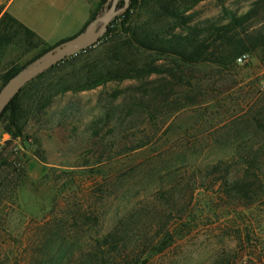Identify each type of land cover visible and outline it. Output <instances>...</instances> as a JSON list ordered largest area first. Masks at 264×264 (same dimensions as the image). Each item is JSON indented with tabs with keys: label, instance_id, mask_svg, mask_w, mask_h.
I'll list each match as a JSON object with an SVG mask.
<instances>
[{
	"label": "rangeland",
	"instance_id": "obj_1",
	"mask_svg": "<svg viewBox=\"0 0 264 264\" xmlns=\"http://www.w3.org/2000/svg\"><path fill=\"white\" fill-rule=\"evenodd\" d=\"M251 1L183 0L180 10L183 15L190 14L192 21H200L215 16L221 3L241 12L250 7ZM9 2L0 0V15ZM98 2L13 0L8 12L52 46L79 32L82 16L89 8L94 10ZM123 11L109 24L111 33L82 53L90 58L103 53L106 58L95 68L82 67L80 59L69 61L47 68L24 88L20 93L25 111L20 135L11 136L4 130L7 114L0 120V152L12 161V166L0 165V180L7 171L15 169L7 173L6 177L12 180L7 191L0 195V264H43L51 260L56 264L62 236L66 254L61 264L80 262L90 249L91 234L105 233L119 216L158 187L157 174L148 177L150 170L142 171L132 179L116 183L117 190L110 195L112 200L109 199L111 205H108L102 174L95 175V167L91 166L94 157L91 153L98 147L92 145L90 138L92 121L109 113L108 124L118 122L122 115L117 107L127 104L132 95L175 81L170 76L150 74L83 87L87 79L108 70L125 75L131 66H141L145 61L143 55L117 46L128 36L125 28L136 18L144 17L139 7L131 9L127 19ZM102 12L98 10L97 14ZM152 21L158 26L178 29L181 20L164 16L158 6ZM37 52L34 49L21 53L19 47L10 44L0 61V76L11 63L19 67L32 64L30 60ZM190 71L198 79H191L188 86L189 97L184 100L188 105L178 110L167 108L125 115L126 121L138 124L125 134L133 139L166 133L171 138L181 136L179 151L187 152L202 168L206 162L232 154L236 149L237 129L253 123L252 117L258 113V116L264 114V65L254 54H249L246 62L238 63L233 69L201 65ZM174 85L177 90L184 89L177 82ZM42 93L45 96L40 98ZM174 98L172 95L168 102ZM42 102H45L43 108ZM201 117L207 122L200 120ZM210 119L213 125L209 126ZM107 127L104 125L103 130ZM246 130L249 134L261 133V129L255 132L254 126ZM120 135L118 130L114 131L115 137ZM113 149L117 150L118 145ZM161 166L164 163L157 168ZM21 168L25 169V177L18 174ZM183 175L190 176L191 170ZM231 203L218 184L197 190L192 202L191 231L154 257L150 264H211L219 257L229 259L232 264H264V197L249 208L233 207ZM97 206L100 207L97 224L84 225L78 231L71 228L76 209L85 211ZM60 219H67V223L58 230L55 223Z\"/></svg>",
	"mask_w": 264,
	"mask_h": 264
},
{
	"label": "trees",
	"instance_id": "obj_2",
	"mask_svg": "<svg viewBox=\"0 0 264 264\" xmlns=\"http://www.w3.org/2000/svg\"><path fill=\"white\" fill-rule=\"evenodd\" d=\"M106 1L99 0L80 30L98 15V10L103 11L108 7L105 6ZM197 1L194 0V3ZM182 2L183 0H170L167 3H161V0H129L127 10L122 12L124 18L127 19L130 10H135L137 7L141 9L143 13L140 14L144 17L136 18L125 28L128 36L122 43H117V46L136 55H143L145 61L141 66H131L125 75L117 70H108L105 74L87 79L83 84L84 88H90L111 79L150 74L165 75L175 79L174 82L168 81L141 95H132L127 104L117 107L118 114L122 115L118 122L109 125V113H106L104 118L100 117L92 121L89 127L90 138L92 145L98 147L91 153L94 156L91 166L95 167V175L102 174V187L106 186L104 192L107 193L105 199L108 205H111L110 195L117 190L116 183L132 179L142 171L150 170L148 177L157 174L155 180L158 182V187L146 199L137 201L125 214L119 216L105 233L91 234L89 251L84 260L75 264H150L154 257L163 254L177 239L183 238L191 231L192 202L195 192L199 189L212 188L218 184L221 193L230 199L233 207L249 208L264 197L263 113L261 116H258L259 113L253 116V123H246L237 129L234 139L236 149L232 154L206 162L202 168L187 152L179 151L182 145L181 136L171 138L166 133L153 137L143 135L133 139L125 134V131L138 125L136 122L126 121L127 115H135L147 110L159 112L167 108L178 110L188 105V102H184L189 97L188 86L191 85V79H198L191 73L192 67L202 65L222 70L233 69L238 66L237 58L242 54H254L264 65V0H252L250 7L241 12L221 3L220 10L215 16L200 21H192L190 14H182L180 10ZM123 3L124 1L120 0L119 6ZM156 6H159L164 16L171 15L181 20L178 29L158 26L152 21L157 10ZM120 15L112 18L109 24L111 25ZM110 33L111 26H108L104 37ZM10 44L19 47L21 53L38 49L30 62L51 47L34 30L5 10L0 15V61ZM88 50L89 48H85L75 54H69L51 68L80 59L83 63L82 67L90 70L106 58L103 53L95 54L92 58L88 54L83 57L82 53ZM159 60L162 61L157 63ZM26 65L28 64L19 67L11 63L0 76V88ZM31 82L32 80L21 88L0 114V120L7 114L4 130L11 136H18L21 133L25 111L21 104L20 93ZM175 82L179 86H184V89L177 90ZM172 95H175V98L170 103L168 99ZM44 96L45 94L42 93L40 98ZM44 105L45 102L40 103L41 108ZM201 118L200 120L207 122L206 118ZM211 123L212 119L208 125H213ZM104 125L108 126L105 130H103ZM250 126H254L255 132L261 129V133L249 134L246 129ZM115 130L121 134L120 138L114 136ZM115 145H118L117 150L113 149ZM160 163H164V166L157 168ZM0 165L12 166V161L1 152ZM14 170L7 173L11 174ZM161 170L164 172L160 173ZM189 170L191 175L185 177L183 174ZM18 174L25 177V169H19ZM6 175L2 178L4 181L0 180V195L7 191L12 180ZM99 208L97 206L85 211L76 209L72 214L71 228L78 231L84 225L92 227L97 224ZM183 217H186V221ZM66 220L56 221L55 226L58 230L66 226ZM64 238L62 236L59 241V258L56 264H61L66 254L63 246ZM43 264L55 263L51 260ZM211 264H232V262L219 257Z\"/></svg>",
	"mask_w": 264,
	"mask_h": 264
},
{
	"label": "water",
	"instance_id": "obj_3",
	"mask_svg": "<svg viewBox=\"0 0 264 264\" xmlns=\"http://www.w3.org/2000/svg\"><path fill=\"white\" fill-rule=\"evenodd\" d=\"M119 0H112L109 7L91 19L83 30L63 39L36 57L32 64L26 65L12 75L0 88V114L9 101L41 72L63 60L69 54L92 46L100 40L108 29L112 18L127 8L128 0L117 6ZM108 4V2H106Z\"/></svg>",
	"mask_w": 264,
	"mask_h": 264
},
{
	"label": "crops",
	"instance_id": "obj_4",
	"mask_svg": "<svg viewBox=\"0 0 264 264\" xmlns=\"http://www.w3.org/2000/svg\"><path fill=\"white\" fill-rule=\"evenodd\" d=\"M13 0H10V2L8 3V5L6 6L5 10L8 11L10 5L12 4ZM92 11V7L89 8L88 12L85 14V16H82V20H81V24L82 26L84 25V23L89 19L90 13ZM14 16V15H13ZM15 17V16H14ZM17 18V17H16ZM18 19V18H17ZM19 20V19H18ZM20 21V20H19ZM22 22V21H21ZM23 23V22H22ZM26 25V24H25ZM30 28V27H29Z\"/></svg>",
	"mask_w": 264,
	"mask_h": 264
},
{
	"label": "built area",
	"instance_id": "obj_5",
	"mask_svg": "<svg viewBox=\"0 0 264 264\" xmlns=\"http://www.w3.org/2000/svg\"><path fill=\"white\" fill-rule=\"evenodd\" d=\"M248 60V55L247 54H242L240 57L237 58L238 63H243Z\"/></svg>",
	"mask_w": 264,
	"mask_h": 264
},
{
	"label": "flooded vegetation",
	"instance_id": "obj_6",
	"mask_svg": "<svg viewBox=\"0 0 264 264\" xmlns=\"http://www.w3.org/2000/svg\"><path fill=\"white\" fill-rule=\"evenodd\" d=\"M111 1H112V0H107L106 2H108V4L105 3V6H108V7H109ZM119 2H120V0L118 1V5H117V6H119ZM108 7H105L104 9H106V8H108ZM104 9H103V11H104Z\"/></svg>",
	"mask_w": 264,
	"mask_h": 264
}]
</instances>
